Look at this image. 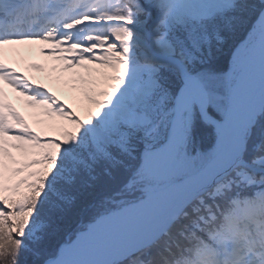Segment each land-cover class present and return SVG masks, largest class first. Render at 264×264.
I'll return each mask as SVG.
<instances>
[{
    "label": "snow or ice",
    "instance_id": "6c2138e0",
    "mask_svg": "<svg viewBox=\"0 0 264 264\" xmlns=\"http://www.w3.org/2000/svg\"><path fill=\"white\" fill-rule=\"evenodd\" d=\"M2 84L0 264H264V0H0Z\"/></svg>",
    "mask_w": 264,
    "mask_h": 264
},
{
    "label": "bare ground",
    "instance_id": "6f19581e",
    "mask_svg": "<svg viewBox=\"0 0 264 264\" xmlns=\"http://www.w3.org/2000/svg\"><path fill=\"white\" fill-rule=\"evenodd\" d=\"M39 47H40L39 45L30 46V51L29 50H23L19 54H14L10 51H6L5 52V60L7 62H10L12 64V66L17 69L18 72H22L23 74L25 72V69H24L25 65H28L30 62H40L41 68L38 69L35 72L34 76L31 78L33 80V82L44 84L46 87L50 88L56 95H59L61 98H65V100L68 101V103H70L77 110L78 114L83 116L85 114L83 111V108L80 107L79 105H77V106L74 105L75 102H73L71 100L70 94L63 91V90L61 91L59 89V86H57L56 84L50 83V80H49L50 74H49L48 69H51L53 66H56L57 62H59V61L53 60L51 57L50 60L48 59L47 64H45L44 62H41V61H43L42 60L43 58L41 57V54L39 53ZM46 56L47 55H45V57ZM47 57L50 58V56H47ZM0 87H3L5 101L14 104L16 109L18 111H20L25 116V118L28 120V123L33 127V129H35L41 135H45L46 134L45 123H37V121L33 122L32 119H30L27 116L25 109L21 104V101L17 100V96L15 95V91H13L6 84H2V85H0ZM70 100L72 102H70Z\"/></svg>",
    "mask_w": 264,
    "mask_h": 264
},
{
    "label": "rangeland",
    "instance_id": "374dc122",
    "mask_svg": "<svg viewBox=\"0 0 264 264\" xmlns=\"http://www.w3.org/2000/svg\"><path fill=\"white\" fill-rule=\"evenodd\" d=\"M236 42H237V37H233V39L229 41L228 47L231 48L232 44H234ZM227 52L228 51L225 50V53H227ZM41 57L43 58L42 59L43 61H41V62H44L45 64H47L48 59L49 60L51 59V57L50 58L47 57V56L45 57L44 54H41ZM227 58H228V63H227V66L225 67V71H227L228 68L230 67V56H229V53H228ZM52 59L55 60L53 57H52ZM32 64H40L41 65L40 62H30L28 65L24 66V69H25L24 74L27 75L30 79L34 76L35 72L38 70V69L32 68L31 67ZM61 68H62V62H57L56 66H53L51 69H48L49 70V74H50V77H49L50 83L56 84L57 86H59V89L61 91L63 90L65 92L69 93L70 97H71V100L73 102H75L74 105H76V106L79 105L81 107V96H80V94L78 92H76V91H73L72 88L70 87L69 83H68V80H69V77L71 76V73H61V71H60ZM73 71H80V70H73ZM15 95L17 96V100L21 101V104L24 107L27 116L30 119H32L33 122H36L37 120H44V121H48L49 120V118L46 117V116L37 115L41 111L40 109L28 107V105L26 103V98L21 97L17 92H15ZM57 96H59V95H57ZM59 98L63 102H65L66 104L71 105L70 103H68V101L65 100V98H61L60 96H59ZM71 100H70V102H72ZM6 103H10V102H6ZM54 119L59 120V117H54ZM45 126H46V134L42 135V136L53 137V136H57L58 135V131L56 129L48 127L46 123H45ZM13 151L15 152V150H13ZM64 239H67V237H65Z\"/></svg>",
    "mask_w": 264,
    "mask_h": 264
},
{
    "label": "trees",
    "instance_id": "16d2710c",
    "mask_svg": "<svg viewBox=\"0 0 264 264\" xmlns=\"http://www.w3.org/2000/svg\"><path fill=\"white\" fill-rule=\"evenodd\" d=\"M227 56H228V52L224 53V59L222 60V63H224L226 66L228 63ZM109 179H111V178H109ZM21 191H24V189H21ZM88 220H89V214H87V213L82 214L78 218H74L73 223H72V231L74 232L77 227H79L81 224L87 223ZM69 235H71V233H69ZM65 237H67V236H65Z\"/></svg>",
    "mask_w": 264,
    "mask_h": 264
}]
</instances>
